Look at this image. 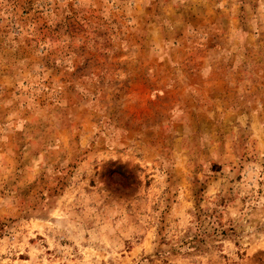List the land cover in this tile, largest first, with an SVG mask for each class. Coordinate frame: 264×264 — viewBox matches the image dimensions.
<instances>
[{"label": "rangeland", "instance_id": "obj_1", "mask_svg": "<svg viewBox=\"0 0 264 264\" xmlns=\"http://www.w3.org/2000/svg\"><path fill=\"white\" fill-rule=\"evenodd\" d=\"M0 264H264V0H0Z\"/></svg>", "mask_w": 264, "mask_h": 264}]
</instances>
